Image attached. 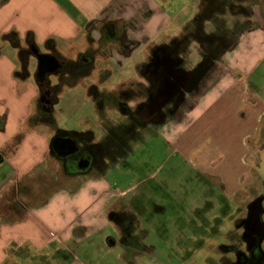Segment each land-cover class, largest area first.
Masks as SVG:
<instances>
[{
  "label": "crops",
  "instance_id": "crops-1",
  "mask_svg": "<svg viewBox=\"0 0 264 264\" xmlns=\"http://www.w3.org/2000/svg\"><path fill=\"white\" fill-rule=\"evenodd\" d=\"M130 1L0 0V171L5 164L9 169L4 176L0 173V264L22 248L41 253L53 244L64 247L75 239L76 227L101 223L99 194L109 190L110 184L101 171L62 173L50 152L53 130L44 120L34 119L38 87L28 50L49 51L58 44L96 47L99 34L94 31L96 36L91 33L90 40L89 24L122 19L115 13H127L134 27L127 32L132 49L124 57L128 59L171 19L154 0H140L135 8ZM258 11L227 14L228 26L231 16L236 20L232 45L214 60L213 70L205 76L202 89L192 95L185 115L161 131L171 144L190 150L194 166L215 163L219 177L228 181L224 182L227 193H233L232 179L244 173L251 176L244 163L245 133L264 121V12ZM97 54L95 65L98 58L105 59ZM111 60L117 64L119 59ZM190 130L191 140L184 137ZM35 188L49 190L37 199Z\"/></svg>",
  "mask_w": 264,
  "mask_h": 264
},
{
  "label": "rangeland",
  "instance_id": "rangeland-1",
  "mask_svg": "<svg viewBox=\"0 0 264 264\" xmlns=\"http://www.w3.org/2000/svg\"><path fill=\"white\" fill-rule=\"evenodd\" d=\"M139 1L131 0L129 5L135 8L136 4L139 6ZM154 1L171 19L158 29L156 36L153 35L145 45L142 43L143 45L141 44L130 58L124 60L125 55L118 54L115 49L103 47L96 57L105 59L96 60L94 71L85 70L84 74H87L88 78L82 75L62 83L56 76L49 77L57 90L52 110L48 114L47 121L44 120L51 129H58L56 132L87 131L84 133L93 132L94 136L101 137L105 135L102 117L99 118L97 114L98 107L94 103V98L92 100L89 97L88 86L103 83L101 85L103 88L117 90L119 84L124 82L123 79L129 78L123 88H126L127 92L136 91L137 83L133 80L144 81L138 66L146 60V52L156 42L177 34L194 14L193 10L198 2V0ZM254 10L257 11V7H254ZM117 11H120L119 7ZM115 14L122 16L123 20L131 17L127 13ZM227 28L231 32V25ZM236 32L237 28L234 29V33ZM92 35L95 37L96 33L92 32ZM194 44L197 47V44ZM77 47L71 44H58L52 51L50 49L39 52L40 54L57 52L64 60L74 61L81 52L87 54L91 51L89 48L86 49L84 44ZM12 50L15 49L8 51ZM220 54L222 53L217 55L218 58ZM114 57L119 59L116 61L124 63L114 64L111 62V58ZM30 60L31 63H35L34 66H30V70L36 72L38 69L36 55L31 53ZM211 61L213 63L206 72L207 65L202 62L201 54L191 47L189 62L191 97L202 89L205 76L213 70L214 61L213 59ZM105 67L106 69L101 70L98 76V69ZM261 71V68L257 70L258 73ZM108 74L111 76L109 81ZM177 74L183 77L185 70L179 69ZM101 86L97 85L99 88ZM170 92L179 94L183 91ZM34 102L33 109L36 112L37 100L35 107ZM189 107L179 111L163 126H157V129L137 130L140 139L129 140L130 151L125 158L129 162V167L130 164H134L141 172L147 170L148 173H153L152 181L163 185L166 191L162 193L154 189L146 190L144 186L149 184L138 182L143 173L138 176L140 172L138 171V177L135 178L133 171L114 165L107 159L108 161H104L105 171L102 170L104 165L99 171L112 187L107 191L102 189L99 194L102 205L100 225L76 227L75 239H71L61 248L58 247L59 244H53L41 253L33 249L28 252L22 250L23 248L17 250L4 264H238L240 255L245 260L240 264H264V237L253 236L251 239L246 237L243 222L248 213L249 203L256 197H261L260 204L263 209L261 220L264 222V121L258 129L245 133L244 163L248 168L247 173L251 176H246L244 173L232 179L233 193H227L225 191L227 179L223 180L219 177L215 171V163L207 162L203 167L194 166V156L191 155L190 150L171 144L169 138L161 132L162 128L172 120L185 115ZM107 113L110 120L106 119L116 123L118 117L115 112L110 109ZM184 137H189L191 140V130ZM8 172L9 169L5 164L0 173L4 176ZM227 185L231 187L229 183ZM141 188L144 189L140 191ZM48 190V188L47 190L35 188V197L37 199L43 197ZM149 203L160 205L163 210H159V213L154 212L150 210ZM127 211L128 213L131 211L134 215L130 228L129 223L124 226L126 219H123L122 223H117L111 216V213H115L124 218ZM127 230H132L133 234L139 236L137 243L125 244L122 238ZM109 239H116L117 244L111 245ZM85 245L86 248L83 249Z\"/></svg>",
  "mask_w": 264,
  "mask_h": 264
},
{
  "label": "flooded vegetation",
  "instance_id": "flooded-vegetation-1",
  "mask_svg": "<svg viewBox=\"0 0 264 264\" xmlns=\"http://www.w3.org/2000/svg\"><path fill=\"white\" fill-rule=\"evenodd\" d=\"M162 1L164 0H160V2ZM254 7H257L258 12L262 11L263 13L264 9L261 8L264 7V0H198L195 4V10H193L194 14L183 24L182 29L168 39L156 42L146 52V60L139 65V72L144 81L133 80L137 83L136 91L127 92V89L123 88L129 79H123L124 82L119 84L120 87L117 90L97 87L103 83L90 84L87 92L94 97L98 107L97 112L103 120L102 126L105 135L99 136L95 140L93 132L88 134L84 133L87 131L70 132L65 130L56 132L58 129H52L50 152L59 162L62 173L79 175L93 170L99 172L101 167L105 165L104 161L109 160L108 162L114 163V165L117 164L125 170L133 171L135 178L143 173L138 182L149 184L144 186L146 190L154 189L162 193L166 191L163 185L152 181L153 173L150 174L147 170L141 172L134 164H130L129 167V162L125 159L128 151H130L129 140L140 139L137 130L157 129V126H163L173 119L179 111L189 107L191 104V65L189 63L191 47L192 50L195 49L201 54V60L207 65L205 69L208 72L213 63L211 60L214 61L220 52L230 47L236 36L234 33L236 20L234 16H231V32L228 31L227 14L254 13ZM160 10L165 13L162 8ZM89 25L90 31L87 33V37L90 40L92 32L97 30L99 34L96 47L88 46L86 48L91 49L89 53L81 52L74 61L64 60L57 52L45 54L48 58H54L56 63L50 61V64L38 67L35 72L38 98L34 119L47 121L48 114L56 100L57 90L49 80L50 76H56L62 83H66L67 80L69 82L70 79H77L82 75L87 77V74H84L85 70L93 71L95 68L94 55L103 47L110 50L115 49L120 55L127 56L131 53L132 49L129 47V35L127 33L128 30L134 29L131 19L125 21L119 18H104L92 21ZM194 43L197 44V47ZM31 51L36 56L40 55L36 49L30 48L28 50L30 53ZM119 63L117 64L121 65ZM104 69L106 67L98 69V76L100 71ZM179 69L185 70V76H178L177 71ZM175 90H182L183 92L179 94L170 92ZM117 92L122 93V95ZM138 98L139 100H137ZM105 109H111L115 112L118 117L116 123H111L106 119L108 117L105 115ZM84 164L85 167H82ZM138 171L140 172L138 173ZM110 187L112 186L110 185ZM143 189L141 188L140 191ZM149 204L151 205L150 210L154 212L159 213V210H163L160 205ZM111 216L114 222L122 223L123 219H126L124 226L126 227L127 223H129V228L132 226L134 215L131 211L129 213L127 211L124 218L115 213H111ZM253 236L256 237V234L251 235L250 239ZM137 238L139 236L133 234L132 230H127L122 239L125 244H133L138 242ZM109 243L116 245L117 240L109 239ZM238 258V264L245 261L242 255Z\"/></svg>",
  "mask_w": 264,
  "mask_h": 264
},
{
  "label": "water",
  "instance_id": "water-1",
  "mask_svg": "<svg viewBox=\"0 0 264 264\" xmlns=\"http://www.w3.org/2000/svg\"><path fill=\"white\" fill-rule=\"evenodd\" d=\"M37 56L38 67L45 66L47 64L56 63L54 58H48L47 55L41 54ZM85 167V164L82 166ZM261 197H256L249 203L248 213L244 219L245 236L250 238L251 235L256 234V237H264V222L261 220L262 207L260 204Z\"/></svg>",
  "mask_w": 264,
  "mask_h": 264
},
{
  "label": "trees",
  "instance_id": "trees-1",
  "mask_svg": "<svg viewBox=\"0 0 264 264\" xmlns=\"http://www.w3.org/2000/svg\"><path fill=\"white\" fill-rule=\"evenodd\" d=\"M31 47H32V46H31ZM20 52H22V50H20ZM38 56H40V57H41L42 55L40 54V55H38Z\"/></svg>",
  "mask_w": 264,
  "mask_h": 264
}]
</instances>
